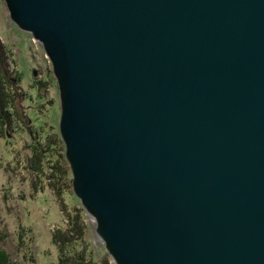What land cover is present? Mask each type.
I'll use <instances>...</instances> for the list:
<instances>
[{"label":"water","instance_id":"obj_1","mask_svg":"<svg viewBox=\"0 0 264 264\" xmlns=\"http://www.w3.org/2000/svg\"><path fill=\"white\" fill-rule=\"evenodd\" d=\"M3 1L113 264H264V0Z\"/></svg>","mask_w":264,"mask_h":264},{"label":"rangeland","instance_id":"obj_2","mask_svg":"<svg viewBox=\"0 0 264 264\" xmlns=\"http://www.w3.org/2000/svg\"><path fill=\"white\" fill-rule=\"evenodd\" d=\"M0 43L7 57L9 76L14 85L18 83L11 89L5 79H1L4 91H0V106L5 100L13 115H17L16 111L24 115L22 123L12 122L13 128L17 127L13 130L19 134L12 138L4 137L5 127L0 121V256L5 258L3 264H57L53 232L64 225L65 217L47 182L31 174L27 163L32 154L41 153L45 148L39 150L35 143L36 132L48 137L59 136L56 130L59 122L57 83L41 45L10 22L3 0H0ZM5 115L0 112V117ZM26 115L32 121H28ZM27 131L34 134L33 139ZM51 158L42 162V174L47 172V176L49 166H61L60 157ZM62 200L67 209L79 210L85 225L82 243H77L76 249L93 261L107 257L109 264H113L107 253L104 256L94 221L73 195L71 178L63 181Z\"/></svg>","mask_w":264,"mask_h":264},{"label":"trees","instance_id":"obj_3","mask_svg":"<svg viewBox=\"0 0 264 264\" xmlns=\"http://www.w3.org/2000/svg\"><path fill=\"white\" fill-rule=\"evenodd\" d=\"M7 62L8 61L6 54L0 43V81L1 79H5V81L9 84L10 88L12 89V87H16L18 83H16L15 85L13 84V80L9 76L10 70ZM0 91L1 93H3L4 91V85L2 84V82H0ZM2 101L3 102L0 106V112L6 113L4 118L0 117L1 124H4L3 128L5 127L4 137L12 138V136L14 135H19L16 134L17 132L13 130L17 127L13 128L14 124L12 122H14V120L18 122L19 120L20 123H22L24 115L21 113L19 114L17 111V115H13L12 112L5 105L6 101ZM26 116L28 121H32L30 116ZM33 126L34 125L31 126L32 129H35V126ZM56 130L58 129L56 128ZM27 134L29 138L33 139L34 134H32V132L29 133L27 131ZM36 134L37 136L35 143H38L39 150H42L43 146H45V148L40 151L41 153L38 152V154H32L30 160H27V163L29 164L28 169L31 174L34 173L36 177L39 176L40 181L43 178L47 182L46 186L55 196V200L58 203L60 212L61 214H63V217H65V219L63 220L65 222L64 225L60 228H57L55 232H53V235L56 237L55 240L52 238V243L57 249V264H109L107 257L101 258L99 261H95V259L93 261V259L91 260L90 256L87 257L88 255H83L82 253H80L81 250L76 249V244L79 242L82 243L81 239L83 238V235L85 233V225L83 223V220L81 218L82 216L81 213H79V210L74 211V207L71 209L72 211L67 209L65 203H63L62 200L63 181L65 179L71 178V173L68 164L63 156L64 146L58 134L53 135L51 137L45 135L43 136V134H40L38 132H36ZM56 156L58 157V159L61 158V166H49L50 174L48 176L47 172L45 175L42 174L43 159L49 161L52 159L51 157L55 158ZM68 192L67 194H70L71 190H69ZM102 251L104 253V256H106V251L103 248ZM0 257V264H3L5 258H3L2 256Z\"/></svg>","mask_w":264,"mask_h":264},{"label":"bare ground","instance_id":"obj_4","mask_svg":"<svg viewBox=\"0 0 264 264\" xmlns=\"http://www.w3.org/2000/svg\"><path fill=\"white\" fill-rule=\"evenodd\" d=\"M64 153H65V149H64Z\"/></svg>","mask_w":264,"mask_h":264}]
</instances>
